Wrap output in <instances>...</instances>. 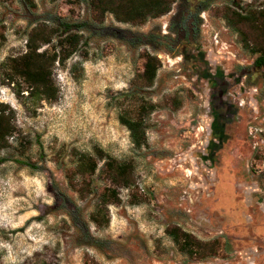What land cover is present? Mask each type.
<instances>
[{"label":"rangeland","instance_id":"obj_1","mask_svg":"<svg viewBox=\"0 0 264 264\" xmlns=\"http://www.w3.org/2000/svg\"><path fill=\"white\" fill-rule=\"evenodd\" d=\"M34 3L0 0V65L26 52L27 35L37 24L87 23L90 30L65 66L56 63V101L28 105L0 81V104L14 111L18 127L11 147L0 151V264H238L248 247L264 264V229L255 233L264 217L259 205L245 206L241 191L243 184L264 189V70L254 68L256 57L223 18L227 6L260 10L264 0H207L200 14V0H175L171 12L143 25L120 23L111 13L97 22L91 0ZM193 5L196 43L223 58L221 67L234 75L229 97L246 105L227 127L222 160L227 157L231 173L225 175L232 180L215 194L205 185L208 164L200 143L211 116L210 92L185 67L182 50L167 51L150 38L173 37L165 33L176 30L174 19ZM46 49L51 45L40 51ZM145 52L157 56L161 68L154 86L133 98L129 92L143 71ZM75 63L81 64L72 71ZM140 99L156 107L146 115L148 144L142 149L119 120L126 111L136 116ZM98 149L133 163L135 183L114 187L104 161L92 176L75 174L80 154L97 158ZM110 187L120 201L108 206L109 225L98 228L91 215ZM174 226L219 244L202 258L183 254L166 233Z\"/></svg>","mask_w":264,"mask_h":264},{"label":"trees","instance_id":"obj_2","mask_svg":"<svg viewBox=\"0 0 264 264\" xmlns=\"http://www.w3.org/2000/svg\"><path fill=\"white\" fill-rule=\"evenodd\" d=\"M24 1L35 7L34 0ZM174 3L175 0H91L90 4L93 19L97 22L103 23L105 15L111 13L120 23L143 25L149 19H157L171 12ZM200 3L198 14L208 8L207 0H200ZM223 18L227 26L239 35L243 48L256 57L254 68L264 70V9H254L253 5L245 9H239L235 5L227 6ZM88 30L90 28L87 23L71 24L61 21L54 25L37 24L27 35L26 52L19 57L7 58L1 63L0 81L3 80L2 84L11 87L28 105L36 106L42 102L56 101L60 92L54 79L56 63L65 66L68 60L79 52L85 42L83 32ZM45 45H51V49L40 51ZM143 58V71L139 73L133 89L129 92L133 98L137 97L139 89L154 86L161 68V61L157 56L145 52ZM80 64L75 63L71 70L74 71ZM140 100L142 102L136 116L129 111L119 116L121 124L128 129L138 149L148 144L145 118L156 108L153 103ZM17 133L14 111L7 105L0 104V151L11 147L10 140ZM100 161H104L102 170L114 187H129L135 183L133 163L119 162L101 149L97 150V158L80 154L75 174L81 177L94 175ZM23 164L37 170L36 165L27 162ZM87 187L88 191L89 185ZM73 188L79 191L76 184H73ZM119 201L116 188H106L91 215V222L98 228L108 226V206ZM166 233L183 254L192 257H205L207 252L214 251L219 244L216 241L203 243L178 226L167 228Z\"/></svg>","mask_w":264,"mask_h":264},{"label":"flooded vegetation","instance_id":"obj_3","mask_svg":"<svg viewBox=\"0 0 264 264\" xmlns=\"http://www.w3.org/2000/svg\"><path fill=\"white\" fill-rule=\"evenodd\" d=\"M195 8V5L186 7L183 13L180 12L174 19L176 30L171 28L165 33V35L172 33L173 37H161L158 35L155 37L151 35L150 38L154 39L159 46L167 49V51L176 52L179 49L182 50L184 52L185 67L190 69L193 75L201 83H204L210 92L207 103L211 105L209 107L211 116L206 121L207 131L200 143L202 145L201 149H203L201 159L208 164L205 169L208 175L205 185H208V191L211 192L212 190L215 194L216 189L223 185L225 180L230 179V177L225 175L229 171L231 173V169L227 165V157L225 156V159L222 160L225 146L230 141L227 127L235 120L236 113L246 105L244 106L243 103H232V99L229 97L231 94L229 91L233 88L231 81L234 75L228 74L221 67L220 62L223 58L217 56L212 50L208 53L206 50L203 51L201 46L196 43L199 27ZM230 180H232V177ZM200 181L201 183L205 182L202 179ZM213 186L214 188H212ZM241 191L244 195L242 201L245 206L253 207L259 205V211L264 217V189L257 184H243L241 185ZM246 216L248 219L250 218L248 214ZM256 227L264 229V224H256L255 233ZM262 235L264 236V232ZM256 253L254 248L248 247L244 251L243 261L238 264H243V262L245 264H258ZM198 264H232V261H222L221 263L209 261L199 262Z\"/></svg>","mask_w":264,"mask_h":264},{"label":"built area","instance_id":"obj_4","mask_svg":"<svg viewBox=\"0 0 264 264\" xmlns=\"http://www.w3.org/2000/svg\"><path fill=\"white\" fill-rule=\"evenodd\" d=\"M166 28V27H165ZM215 42L218 43V38H215Z\"/></svg>","mask_w":264,"mask_h":264}]
</instances>
